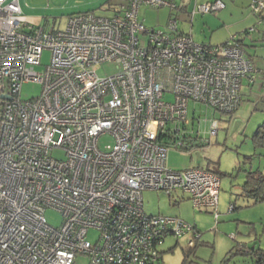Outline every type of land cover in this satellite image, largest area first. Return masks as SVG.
Here are the masks:
<instances>
[{
	"label": "built area",
	"instance_id": "1",
	"mask_svg": "<svg viewBox=\"0 0 264 264\" xmlns=\"http://www.w3.org/2000/svg\"><path fill=\"white\" fill-rule=\"evenodd\" d=\"M142 5L176 7L124 0L111 17L80 13L65 30L47 32L26 20L19 0H0V264H75L78 255L89 264H158L166 237L192 230L195 246L194 226L144 211L147 189L180 190L218 216L220 177L169 168L167 151L182 142L165 140L185 132L190 101L237 111L256 67L236 37L199 43L178 32L176 18L167 29L146 27ZM225 7L214 0L194 12ZM251 8L262 13L264 0ZM46 50L50 64L38 71ZM103 63L117 71L100 77ZM25 83L40 84V95L23 99ZM218 128L213 121L211 134ZM105 137L112 142L101 146ZM49 208L61 214L59 227L48 223Z\"/></svg>",
	"mask_w": 264,
	"mask_h": 264
},
{
	"label": "rangeland",
	"instance_id": "2",
	"mask_svg": "<svg viewBox=\"0 0 264 264\" xmlns=\"http://www.w3.org/2000/svg\"><path fill=\"white\" fill-rule=\"evenodd\" d=\"M121 1L123 0H22V4L25 10L41 15L42 26L47 32H54L65 30L69 18L76 14L91 12L111 17L114 11L108 5L114 6ZM215 14L217 12H210L205 13V16L213 17ZM170 17L175 18L168 6L142 5L139 10L140 21L149 28H163ZM260 28H264V25ZM50 60L51 52L44 51L42 65L37 70L43 71ZM116 71L115 64L103 63L97 73L100 77H106ZM242 88L245 95L241 109L245 110H242L241 115L237 111L222 113L203 103L190 101L185 131L192 139L198 135L209 144L190 145L187 149L171 146L167 151V166L173 170L198 167L219 173L218 216L211 209L200 210L194 207L189 194L180 190L172 191L171 194L163 190L143 191L144 211L147 214L178 217L191 226H196L199 233V242H196L189 259H186L185 251L189 240L194 239L195 230L181 236L169 234L161 244L165 251L161 254L159 264H253L252 256L239 250L244 246L264 250V201L254 203L243 190L249 172L264 173V148L256 147L253 143L254 133L264 122V101L258 102L257 109L252 107L255 98L262 97L264 92L261 84L251 85L245 78ZM252 88L255 91L251 93ZM41 91L40 84L25 83L21 97L28 100L39 96ZM164 98L171 101L173 95L167 94ZM248 104H251V108ZM213 121L219 122V128L217 134L212 135ZM110 142V137L102 138L101 146ZM52 154L58 158L63 157L61 150ZM231 205H235L234 210L230 209ZM45 215L53 227L61 225L62 217L58 211L49 208ZM88 238L95 242L98 232L89 231ZM169 248L171 249L168 250ZM75 264H89V259L78 255Z\"/></svg>",
	"mask_w": 264,
	"mask_h": 264
},
{
	"label": "crops",
	"instance_id": "3",
	"mask_svg": "<svg viewBox=\"0 0 264 264\" xmlns=\"http://www.w3.org/2000/svg\"><path fill=\"white\" fill-rule=\"evenodd\" d=\"M19 1L22 13L25 16L26 20L34 25L42 26L43 19L41 15L30 11L29 9L25 10L22 4V0ZM108 1L110 2L111 0ZM172 1L176 4V7H169L170 13L178 19L179 33L191 35L196 42L212 45L223 44L233 37H236L237 42L242 45L246 54L256 65V79L255 82L251 85H255L256 83H259L261 85L263 84L264 28L260 27L261 25H264V15L260 16V14H255L252 10H250V5L253 0H224L226 3V7L223 10L218 11L217 14H215V16L213 17L205 16V13H201L200 11L194 12V9L198 5L214 0ZM122 4H124V0L114 6L110 4L108 5V8H112V10L114 11L113 13H116L121 9ZM167 23L163 28L159 29H167ZM241 91L242 101L239 109L237 110V113H240V115L242 113V110H245L241 109L244 103L243 101L245 95L243 92V88L241 89ZM254 91L255 89L252 88L251 93ZM259 101H264V98L256 97L252 107L257 109ZM248 105H250L249 108H251V104ZM170 249L171 248H169L168 250ZM160 251H165L162 246H160Z\"/></svg>",
	"mask_w": 264,
	"mask_h": 264
},
{
	"label": "trees",
	"instance_id": "4",
	"mask_svg": "<svg viewBox=\"0 0 264 264\" xmlns=\"http://www.w3.org/2000/svg\"><path fill=\"white\" fill-rule=\"evenodd\" d=\"M263 15H264V11L262 13H260V16H263ZM238 44L240 46H242L240 43H238ZM254 65H255V63H254ZM255 67H256V65H255ZM262 97L264 98V96H262ZM183 127L185 128V125ZM168 139H169V141L165 140V143L167 145H171V143H174V142H177V140H180L182 142V146H179V148H183V149L190 148V145L192 147V145L193 146H206L209 144V142L203 140V138L198 136V135L194 139H192V137L186 131L181 136H179L177 138L173 139L169 136ZM253 143L256 147H263L264 148V122L258 126V129L254 133ZM206 170L211 171L220 177V175L217 171H214L211 169H206ZM243 190L248 197L253 199L254 203L263 202L264 201V173L259 172V171L249 172L248 176H247V180L245 181V183L243 185ZM244 196H245V194H244ZM231 206H233V210H234L235 205H231ZM194 229L197 230L196 226H194ZM197 232H198V230H197ZM198 242L199 241H197V243ZM195 247H196V245L193 246L192 248L187 247L188 249H187V251H185L186 259L190 258V254L193 252V249ZM244 247H246V248H243L242 250H239V251H242L244 253L251 255L253 258V264L264 262V250L263 249L256 248V247L250 248L249 246L248 247L244 246ZM245 249H247V250H245ZM160 254H162V251H160ZM160 260H161V256H160Z\"/></svg>",
	"mask_w": 264,
	"mask_h": 264
}]
</instances>
